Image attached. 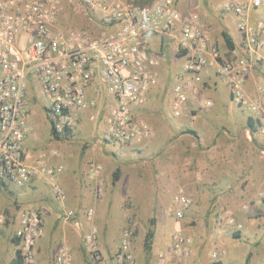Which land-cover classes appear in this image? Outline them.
<instances>
[{"label": "built area", "instance_id": "built-area-1", "mask_svg": "<svg viewBox=\"0 0 264 264\" xmlns=\"http://www.w3.org/2000/svg\"><path fill=\"white\" fill-rule=\"evenodd\" d=\"M80 1L87 11L98 14L99 21L109 32L92 35L83 28H58L56 21L63 0H0V183L24 187L42 171L49 177L53 196L59 201L66 199L63 187L56 180L57 167L43 166L41 157L36 166L26 162L29 75H34L40 84L50 128L56 133L73 129L78 114L96 106V100L87 97L86 87L92 84L97 91V78L114 99L102 117L107 135L120 142L149 138V124L143 118L133 117L131 108L141 104L148 88L158 82L159 61L147 51L150 34L169 36L178 32V45L184 59L172 86L174 115H180L189 94L196 93L202 71L212 67L226 80L230 100L251 109L255 128L264 133L260 101L249 97L243 89V73L257 63L264 68V23L250 21L254 9L264 8V0L222 2V9L236 18L243 53L238 56L237 51L232 50L233 57L224 61L219 59L218 49L200 14L193 8L182 11L178 5L180 0H152L143 4L127 0ZM205 104L209 105L210 101ZM88 117L95 119V112L91 110ZM88 172L102 191V167L91 161ZM172 201L176 220L193 204L192 197L182 186L176 188ZM241 207L245 209L246 204ZM72 213V210L65 211L64 219ZM42 215L40 206L19 210L14 230L16 264H35L36 242L43 232ZM85 217L89 225L83 233V243L92 264H135L134 223L121 229L118 248L107 260L101 251L99 228L92 220L93 208L85 209ZM5 221V214L0 213V226ZM214 221L220 231L242 229V224L228 208L218 210ZM191 245V237L176 227L168 246L159 251L157 264H186L191 256ZM224 253V249L214 248L210 260H217ZM54 262L73 264L71 247L60 245Z\"/></svg>", "mask_w": 264, "mask_h": 264}, {"label": "crops", "instance_id": "crops-1", "mask_svg": "<svg viewBox=\"0 0 264 264\" xmlns=\"http://www.w3.org/2000/svg\"><path fill=\"white\" fill-rule=\"evenodd\" d=\"M262 9L257 8L251 12V22L264 23ZM230 16L232 21H223L227 30L221 31L222 38L217 40L221 43V47L217 44L220 53L227 59L233 57L232 50H236L238 56H243L240 51L242 36L236 27L235 16L232 13ZM223 32L228 34V39L224 38ZM174 44L178 46V32L163 39L157 34L148 36L147 51L159 61L158 82L148 88L141 104L132 106L131 114L146 120L151 134L146 139L129 141H136L134 150L142 154L145 149L146 155L142 161L130 160L126 165L128 170L121 173L115 167L114 159L105 157L104 152L101 155H95L91 151L83 152L81 148L78 147L77 150L74 147L73 141L68 142L74 136L73 131L83 127V119L89 118L91 110L95 112L96 119L103 121L102 117L114 102L104 85L96 78L97 91L92 84L86 87L87 97L94 98L96 106L82 110L78 114L76 126L58 138L63 139L59 147L53 148L50 155H45L44 152L32 149L30 141L35 138V125L32 123L34 106L39 107L42 100L46 111V98L36 77L28 76V131L24 141L26 162L30 166H36L41 157L43 166L57 167L56 180L63 187L66 199L59 201L53 196L42 171H38L24 187L16 188L0 183V189H9L13 198L22 202L21 208L38 205L42 208L44 230L36 243L37 253L47 246L53 248L58 243H67L72 248L73 264H91L79 236L80 230L84 233L88 228L85 209L91 207L99 228L103 256L107 260L111 259L120 243L121 229L134 223L132 250L136 256V264H148L153 250L159 252L170 243L163 241L159 234L171 221L166 207L168 198L173 200L171 192L175 186H182L192 197L193 204L186 211L192 213L193 220L202 223L203 229L220 230L211 216L218 209H230L244 227L251 214L245 210L252 206H264V133L255 128L253 111L235 105L230 100L224 77L218 75L214 68L206 67L201 73V80L196 83V93H190L183 112L178 116L174 115L171 110L172 86L175 82L174 75L180 70L184 59L180 48L181 61L178 60V53L171 55L170 50ZM243 89L249 97L259 99L264 113V68L260 64H255L243 73ZM207 100L210 101L209 105L205 104ZM108 160H112L115 165L113 168ZM91 161L102 167L106 184L102 191L98 190L97 181L89 175ZM110 177L111 184L108 182ZM148 182L151 183V189ZM125 199H128V206L123 204ZM242 204H246L245 209L241 207ZM67 210H72L74 219L61 218ZM149 223L154 241L151 247L150 241L146 242L149 245L147 249L145 236H141L140 229L149 228ZM17 225L16 213L12 229H2L0 233V264L16 262L13 259L17 248L16 240L10 257H7L6 252L8 236ZM224 244V241H192L191 256L186 264H211L210 252L214 248L224 249L225 254L221 257L225 258L232 252V246Z\"/></svg>", "mask_w": 264, "mask_h": 264}, {"label": "rangeland", "instance_id": "rangeland-1", "mask_svg": "<svg viewBox=\"0 0 264 264\" xmlns=\"http://www.w3.org/2000/svg\"><path fill=\"white\" fill-rule=\"evenodd\" d=\"M127 1L132 2L134 4H141L143 2H147L148 0H127ZM223 1L224 0H180L178 5L183 11H187L188 9L191 8L197 10V12L200 14V16L202 17V19L206 24L212 43H214V45L218 49L219 59L224 61L227 60V58L225 57V55L222 56L221 54L222 52L220 53L219 47H221V43L219 44L217 40L219 38H222L221 31L227 30L223 24V21L224 23H228L231 22L232 20L230 13L222 9ZM263 9H262V14L264 15ZM98 17L99 16L97 13H90L85 8H83L80 0H73L71 2H69L68 0H63L61 10L59 12L57 27L61 29H65L68 27L83 28L89 31L92 35H97L102 32H109L108 31L109 29L107 28L105 29L103 27ZM164 37L167 36H160V38L162 39ZM217 44H219V47ZM170 51H171V55L174 56L175 54L178 53V57H179L178 60L179 61L182 60L179 45L178 46H176L175 44L172 45ZM38 105L39 107L37 105L34 106V111H33L34 116L32 123L35 125V138L33 141L32 140L30 141V145L32 146L31 147L32 149H35V151L44 152L45 155H50L51 150L53 148L57 149L63 139H58L51 134L47 111L44 110L43 101L41 100V102ZM82 125L83 127L80 130L75 129L73 131L74 136L72 138H69V141L68 139H66L68 142L71 143L73 141L74 147H76L77 150L79 147L82 149L83 152L91 151L95 155L97 154L101 155L104 152L105 157H109L112 160L114 159L113 161H115L116 166L113 164L112 160H108V163L111 165V167L113 165L116 168L118 167L117 169L118 170L120 169L119 170L120 173L122 171L128 170L126 165L130 163V160L132 161L144 160L146 155L145 149H143L142 154H139L134 150L136 146L135 144L136 141L120 142L117 141L116 139L110 138L106 133L105 124L103 121H101L100 118L83 119ZM74 152L76 153L77 151L74 150ZM44 175L47 178L49 189L51 191V184L49 182V177L46 175V173H44ZM147 175L150 178L151 175H149L148 170H147ZM111 181H112V177L108 179L109 183ZM148 185L150 186L151 183L148 182ZM177 187L178 186H175L173 192L171 193H174ZM104 188H106L105 181H104L103 190ZM149 188L151 189L152 187L150 186ZM9 191H10L9 189L6 190L0 189V213H4L6 217V221L4 222L3 225L0 226V233L2 229L9 231L12 229V226L15 223L16 213L18 215L19 210L22 209L20 207L22 202L16 201V199L13 198L12 194L9 193ZM127 200L128 199H125V202H123L125 206H128V203H126ZM166 208L167 211L169 212L168 218L171 221L169 222V224H167V228L161 230V234H159L160 237L163 239V241H171V236L174 229L176 227H179L183 233L191 237L192 241H224L226 245L229 244L230 246H232L231 247L232 252L229 253L228 256H226L225 258H222L220 256L221 258L219 257V259L211 261V264H214L215 262L218 261L220 262V264H264V206L258 208H254V206H252L251 208H247L245 210V211H249L251 214L248 216L249 217L248 223L244 227H242L241 230H239V235L236 237L233 235V231L231 229L225 231H220V230L213 231V229L211 228L203 229L201 226L202 223L200 221L193 220L192 213L188 211L184 213L181 219L176 220L173 212L175 208V204L173 201H171V197L168 198V206ZM214 214L215 213H212L211 215L212 219H214ZM73 216L74 215L72 213V215L66 220L74 219ZM61 218H64V214L61 215ZM92 220L95 223L94 217ZM150 226L151 223H149V228L142 227L140 229L141 236L143 235L145 236L146 232L148 230H151ZM42 227H43V219H42ZM79 232H80L79 236L82 238L83 241V230H80ZM11 235L9 234L8 236L9 243H8V251L6 252L7 257L11 256L10 255L11 248L15 244L14 241L15 240L17 241L14 235V229ZM152 241H154L153 236L150 238V242H149L150 247ZM62 244H67V243H58L53 248L51 246H47L43 248L42 252L40 253H37V247H36L35 264H55L54 262L55 252L57 248ZM247 251L248 253L246 254ZM158 253L159 252L157 251L154 252L153 250V256L151 257L150 262H148V264H157ZM134 257L136 264L135 253H134ZM13 259H15V261L17 259V248H16V253L13 256ZM73 261H74V257H73Z\"/></svg>", "mask_w": 264, "mask_h": 264}, {"label": "trees", "instance_id": "trees-1", "mask_svg": "<svg viewBox=\"0 0 264 264\" xmlns=\"http://www.w3.org/2000/svg\"><path fill=\"white\" fill-rule=\"evenodd\" d=\"M152 0H148L147 2H143V3H150ZM143 3H141V4H143ZM223 36H224V38L225 39H228L229 38V36H228V34L225 32H223ZM227 44H228V42H227ZM229 45V44H228ZM50 131H51V134L54 136V137H56V138H59V137H61V136H63V135H65L66 133H68V131L69 130H66L64 133H56L52 128H50ZM70 132V131H69ZM4 185V184H3ZM233 235L236 237V236H238L239 235V231L237 230V231H233ZM152 237V231L151 230H148L147 232H146V234H145V246H146V248L147 249H149V245H147V243L150 241V238ZM147 242V243H146ZM17 263V259H16V262H15V264ZM214 264H220V262L218 261V262H215Z\"/></svg>", "mask_w": 264, "mask_h": 264}]
</instances>
